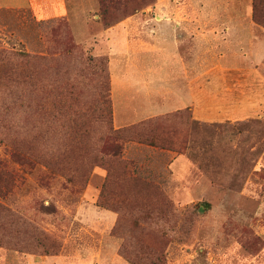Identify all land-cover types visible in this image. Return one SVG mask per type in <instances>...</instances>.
I'll return each mask as SVG.
<instances>
[{
	"label": "rangeland",
	"instance_id": "rangeland-1",
	"mask_svg": "<svg viewBox=\"0 0 264 264\" xmlns=\"http://www.w3.org/2000/svg\"><path fill=\"white\" fill-rule=\"evenodd\" d=\"M155 1L0 0V264H264V111L114 126L106 42L158 43ZM155 121L168 148L108 129Z\"/></svg>",
	"mask_w": 264,
	"mask_h": 264
},
{
	"label": "crops",
	"instance_id": "crops-1",
	"mask_svg": "<svg viewBox=\"0 0 264 264\" xmlns=\"http://www.w3.org/2000/svg\"><path fill=\"white\" fill-rule=\"evenodd\" d=\"M43 1L46 4H33L40 18L71 14L67 0ZM251 3L156 0L148 8L159 17L158 43L107 40L114 126L186 108L195 120H220L223 114L217 112L230 101L235 111H264L261 100L248 91L249 71L264 67V60H258L264 58V33L252 19ZM138 15L128 16L107 32L122 29ZM261 79L264 82V75Z\"/></svg>",
	"mask_w": 264,
	"mask_h": 264
},
{
	"label": "trees",
	"instance_id": "trees-1",
	"mask_svg": "<svg viewBox=\"0 0 264 264\" xmlns=\"http://www.w3.org/2000/svg\"><path fill=\"white\" fill-rule=\"evenodd\" d=\"M100 6L102 7L103 12H106V15L102 17V21L104 20V22H106L108 26L114 25L113 23L110 22V19H112L111 18L112 15L108 14L107 12L109 5L105 4L102 1L100 3ZM134 13L136 12L133 11L127 16H125L124 18ZM124 18L117 20L115 23L123 20ZM252 19L256 24L260 25L264 29V0H252ZM184 111H189L191 118H193L191 114V110L186 108L182 110L164 113V115L170 114L168 115L169 117L166 116L164 120L171 118V116H176L177 113L184 112ZM108 129H109V133L112 134L113 137L115 138L117 137V138H121L125 140H136L138 142L146 143V144L153 145V146H159V147L165 148L175 143V141L171 139V136L169 135V133L165 132V130L167 129L165 128V126L163 127L164 131L163 130L155 131L157 129L156 121L147 122V123L140 122L139 124H135L133 126L122 128V129H119V128L114 129L112 128V126H110L108 127ZM160 134H162L164 137L160 136ZM112 154L113 156H116L117 152L115 151Z\"/></svg>",
	"mask_w": 264,
	"mask_h": 264
}]
</instances>
